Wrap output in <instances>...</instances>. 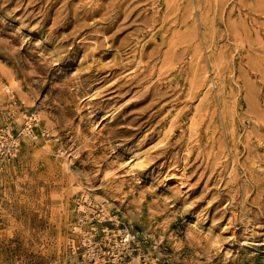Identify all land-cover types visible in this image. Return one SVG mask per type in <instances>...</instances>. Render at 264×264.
<instances>
[{"label": "rangeland", "instance_id": "1", "mask_svg": "<svg viewBox=\"0 0 264 264\" xmlns=\"http://www.w3.org/2000/svg\"><path fill=\"white\" fill-rule=\"evenodd\" d=\"M0 88V264H264V0H0Z\"/></svg>", "mask_w": 264, "mask_h": 264}, {"label": "built area", "instance_id": "2", "mask_svg": "<svg viewBox=\"0 0 264 264\" xmlns=\"http://www.w3.org/2000/svg\"><path fill=\"white\" fill-rule=\"evenodd\" d=\"M30 118L29 128H31ZM30 130V129H29ZM17 149V141L8 133L0 130V164L10 159ZM119 237L115 238L108 228H102L103 238L97 240L94 234L82 239L84 252L82 264H149L144 261L133 262L132 251L128 245L134 243L135 235L127 229H121Z\"/></svg>", "mask_w": 264, "mask_h": 264}, {"label": "bare ground", "instance_id": "3", "mask_svg": "<svg viewBox=\"0 0 264 264\" xmlns=\"http://www.w3.org/2000/svg\"><path fill=\"white\" fill-rule=\"evenodd\" d=\"M198 43V42H197ZM197 49V48H196ZM198 59V58H197ZM204 71H205V69H204ZM202 79V78H201ZM203 80V79H202ZM5 90H7V91H10L11 90V85H6L5 87H3ZM1 89V88H0ZM1 91V90H0ZM8 93V92H7ZM206 94V93H205ZM207 95V94H206ZM85 98V97H84ZM92 97H89V99H91ZM206 113V112H205ZM33 116H35V117H37L38 118V116H36V114H34V113H32L31 115H29V116H27V118L25 119V121H26V123L24 124V127H23V131H25V133H31V131L29 130V123H30V118H32ZM168 121V120H167ZM170 122V121H169ZM169 122H167V123H169ZM172 123V122H171ZM169 125V124H168ZM167 128H168V126H167ZM167 128H166V130L165 131H167L168 132V130H167ZM170 128V127H169ZM172 128V127H171ZM43 130V129H42ZM194 133V132H193ZM8 134L9 135H11L10 134V131H8ZM164 135V134H163ZM161 141V140H160ZM192 145V144H191ZM145 146V145H144ZM146 148V147H145ZM144 149V148H143ZM136 150V149H135ZM215 156V155H214ZM217 156V155H216ZM134 157V156H133ZM140 156L138 155L137 156V160L138 159H141V158H139ZM125 160V159H124ZM136 159L135 158H132V157H128L125 161H124V165L125 166H132L133 167V165H134V161H135ZM63 163V162H62ZM123 165V164H122ZM141 165L139 164L138 165V167H140ZM132 170H134L133 168H132ZM133 172V171H132ZM230 173V172H229ZM175 176V175H174ZM167 178V177H166ZM169 178V177H168ZM174 179H176L175 181H178V179H179V177H173ZM224 181V180H223ZM178 183V182H177ZM182 184V183H181ZM179 185H180V183H179ZM184 185V184H183ZM181 187V186H180ZM81 205H80V207H79V209H77V210H81V213H83V212H85L87 209H88V206H86L85 204H83L82 202L80 203ZM103 204V203H102ZM101 208H103L102 206H101ZM91 209V208H90ZM92 210V209H91ZM105 212V209L103 208L102 209V212ZM100 212V211H99ZM100 216V215H99ZM102 216V215H101ZM116 215H114V217H115ZM115 219V218H114ZM117 222V221H116ZM129 228V227H128ZM224 228V227H223ZM206 231V230H205ZM209 232V231H208ZM205 233V232H204ZM212 233V232H211ZM212 237V236H211ZM212 239V238H211ZM76 240V239H75ZM214 240V239H213ZM217 240V239H216ZM218 241V240H217ZM218 243V242H217ZM220 244V243H219Z\"/></svg>", "mask_w": 264, "mask_h": 264}]
</instances>
